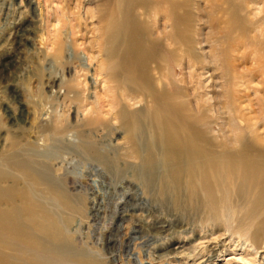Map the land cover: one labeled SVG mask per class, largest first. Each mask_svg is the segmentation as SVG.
I'll return each instance as SVG.
<instances>
[{
	"label": "bare ground",
	"instance_id": "bare-ground-1",
	"mask_svg": "<svg viewBox=\"0 0 264 264\" xmlns=\"http://www.w3.org/2000/svg\"><path fill=\"white\" fill-rule=\"evenodd\" d=\"M242 1L99 0L105 44L100 53L107 64L103 76L111 83L107 91L116 90V95L109 96L108 109L96 98L80 122L58 116L33 121L28 131L34 141L57 140L70 126L84 140L98 127L113 125L112 116L123 134L119 148L125 165H133L147 189L133 195L124 190L126 206L134 208L142 200L139 195H150L157 185L159 198L189 213L200 231L220 226L217 238L226 232L243 237L264 259V97H255L256 106L244 103L251 101L247 72L259 73L264 83V53L261 59L247 60L246 53L214 46L213 29L200 5H209L212 12L215 4L228 3L234 17ZM256 40L252 36L240 43L246 49ZM254 48L264 52V45ZM60 53L59 47L56 60ZM248 62L249 67L244 66ZM4 81L12 87L7 77ZM64 89L72 101L83 104L73 85ZM11 99L20 117L22 101L13 94ZM8 101L1 102L4 110ZM104 113L105 121L100 116ZM9 114L11 126L24 134L19 126L24 120L10 119ZM7 133L5 140L0 138V264H104L70 236L71 218L82 210L81 204L72 201L49 169L30 154L34 141L22 143L16 130ZM93 145L88 142L86 149L98 153L105 169L115 170L119 157L98 152ZM50 199L57 210L47 205ZM162 227L156 221L153 231ZM203 253L201 260H209ZM168 254L157 255L158 261Z\"/></svg>",
	"mask_w": 264,
	"mask_h": 264
},
{
	"label": "rangeland",
	"instance_id": "rangeland-1",
	"mask_svg": "<svg viewBox=\"0 0 264 264\" xmlns=\"http://www.w3.org/2000/svg\"><path fill=\"white\" fill-rule=\"evenodd\" d=\"M200 5L204 6L205 19L213 29L210 37L214 46L219 44L233 49L237 55L246 53L247 60L249 57L261 59L264 52L254 47L264 45V39H261L264 0H243L234 17L228 3L215 4L212 12L209 5L203 2ZM98 8H101L99 0H0L2 141L10 135L8 130H16L22 143L34 141L33 133L28 131L33 121L59 116L66 122H80L96 98L102 102V109H108L109 96L113 97L117 92L107 91L111 83L103 76L107 64L100 53L105 44L99 30L102 22L98 19ZM248 17L253 18V23L248 22ZM206 31L203 26L202 32ZM252 36L258 40L244 49L240 40ZM59 47L61 53L56 60ZM209 48L204 46L205 50ZM244 66L249 67V62ZM206 69L211 72L210 67ZM6 77L12 87L4 81ZM245 79L251 80L246 89L251 101L244 103L256 106L255 97H264V83L259 73L250 71ZM66 84L73 85L83 104L66 95ZM11 94L22 101L20 117L18 104L11 99ZM3 100L9 102L6 110L1 106ZM8 114L10 119L24 120L19 124L24 134L18 132L16 125L11 126ZM100 116L103 121L107 119L105 113ZM110 119L113 125L108 123L92 133H85L84 140L68 126L57 140L55 137L34 141V151L30 153L49 169L55 183L62 184L58 185L69 198L82 206V210L71 218L68 229L75 244L103 259L104 264H264L261 255L255 253L243 237L226 232L217 238L221 233L220 226H209L206 227L208 231H200L189 213L174 206L172 201L159 198L157 185L152 186L150 195H139L142 200H138L134 208L126 206L127 200L122 201L121 197L124 190L133 195L135 191L147 189L135 175L133 165H125L119 148L123 134L119 123L109 115ZM88 142L93 143L98 152L119 157L116 169H105L98 153L86 149ZM117 201H120L118 205ZM55 203L54 199L47 200V205L57 210ZM92 206L94 211L90 209ZM122 210H126L125 215L118 221ZM156 221L163 225L160 232L153 231ZM118 225L120 231L116 232ZM114 238L116 241L111 240ZM167 244L166 249L160 250ZM203 251L209 260H201ZM161 253L170 254L158 261L157 255Z\"/></svg>",
	"mask_w": 264,
	"mask_h": 264
}]
</instances>
